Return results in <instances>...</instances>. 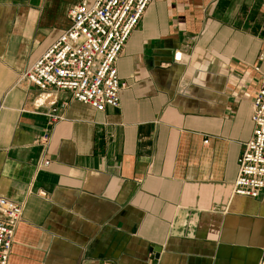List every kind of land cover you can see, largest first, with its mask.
<instances>
[{
  "label": "crops",
  "instance_id": "0c3cea01",
  "mask_svg": "<svg viewBox=\"0 0 264 264\" xmlns=\"http://www.w3.org/2000/svg\"><path fill=\"white\" fill-rule=\"evenodd\" d=\"M95 1L0 0V197L24 204L8 264H264V190L232 194L264 0H151L116 63L119 108L38 105L21 76Z\"/></svg>",
  "mask_w": 264,
  "mask_h": 264
},
{
  "label": "built area",
  "instance_id": "2783aa9c",
  "mask_svg": "<svg viewBox=\"0 0 264 264\" xmlns=\"http://www.w3.org/2000/svg\"><path fill=\"white\" fill-rule=\"evenodd\" d=\"M151 0H96L81 2L67 11L69 27L21 76L40 93L37 104L58 92L98 112L117 109L120 92L126 88L117 75L116 63L129 36ZM180 54L174 56L179 59ZM61 117L49 116L51 122ZM251 138L238 159V173L232 185L234 196L257 199L264 190V77L251 103ZM50 134L39 143L46 147ZM49 165L43 161L40 167ZM24 204L0 197V264H8L16 229L22 221ZM262 264V263H261Z\"/></svg>",
  "mask_w": 264,
  "mask_h": 264
},
{
  "label": "water",
  "instance_id": "95a60500",
  "mask_svg": "<svg viewBox=\"0 0 264 264\" xmlns=\"http://www.w3.org/2000/svg\"><path fill=\"white\" fill-rule=\"evenodd\" d=\"M159 252H160V249L157 248V247H152V248L149 249V253L153 255L154 259L158 258Z\"/></svg>",
  "mask_w": 264,
  "mask_h": 264
}]
</instances>
